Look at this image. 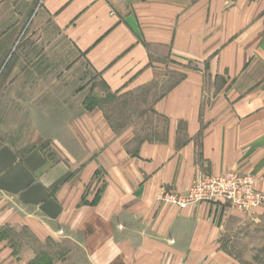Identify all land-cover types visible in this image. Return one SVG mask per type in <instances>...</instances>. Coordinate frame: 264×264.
Wrapping results in <instances>:
<instances>
[{"label": "crops", "instance_id": "crops-1", "mask_svg": "<svg viewBox=\"0 0 264 264\" xmlns=\"http://www.w3.org/2000/svg\"><path fill=\"white\" fill-rule=\"evenodd\" d=\"M95 81L147 91L152 136L89 105ZM18 129L35 132L0 136V264H249L230 243L264 234V203L161 196L229 172L264 194V0H0V130Z\"/></svg>", "mask_w": 264, "mask_h": 264}, {"label": "rangeland", "instance_id": "rangeland-1", "mask_svg": "<svg viewBox=\"0 0 264 264\" xmlns=\"http://www.w3.org/2000/svg\"><path fill=\"white\" fill-rule=\"evenodd\" d=\"M92 84L93 89L91 92L93 96L89 97L87 101L89 105H98L103 110L104 115L112 126L120 128L128 123H132L140 128L143 127V123L144 125L146 123L149 124L150 129L145 128L142 133L146 137L152 136L151 133L154 132V126L157 120L152 115H148L144 118L143 114L149 109L147 98L144 97L147 91H140L138 95L134 96H112L106 92L104 86L100 82L95 81ZM34 132V130L30 129L12 131L0 130V136H2L4 140L14 144V147H17L23 146L21 143L29 139ZM239 239L241 240H238L237 236L236 240L230 243L231 251L236 255H240L241 251L245 248L246 251L250 250L251 253L249 257L244 260L249 264H264V234H262V231L255 229L243 231V236ZM46 257H40L38 259V264H46L48 261ZM49 260H51V258H49Z\"/></svg>", "mask_w": 264, "mask_h": 264}, {"label": "built area", "instance_id": "built-area-1", "mask_svg": "<svg viewBox=\"0 0 264 264\" xmlns=\"http://www.w3.org/2000/svg\"><path fill=\"white\" fill-rule=\"evenodd\" d=\"M161 200L181 209L210 203L249 213L264 203V194L255 188V180L251 176L229 172L219 176H201L184 196L163 193Z\"/></svg>", "mask_w": 264, "mask_h": 264}, {"label": "trees", "instance_id": "trees-1", "mask_svg": "<svg viewBox=\"0 0 264 264\" xmlns=\"http://www.w3.org/2000/svg\"><path fill=\"white\" fill-rule=\"evenodd\" d=\"M42 257H46V256H42ZM47 258V262H46V264H52V261L51 260H49V258L48 257H46ZM37 263H39V262H37Z\"/></svg>", "mask_w": 264, "mask_h": 264}]
</instances>
